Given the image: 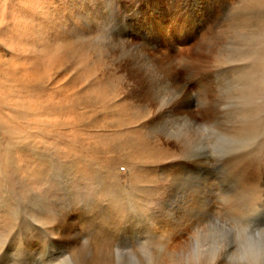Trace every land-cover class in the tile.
Wrapping results in <instances>:
<instances>
[{
	"label": "rangeland",
	"instance_id": "obj_1",
	"mask_svg": "<svg viewBox=\"0 0 264 264\" xmlns=\"http://www.w3.org/2000/svg\"><path fill=\"white\" fill-rule=\"evenodd\" d=\"M0 14V264H42L24 256L37 241L55 244L45 260L71 259L83 245L94 254L87 222L95 211L111 224L97 264H114L117 247L171 243L179 233L167 234L159 218H177L198 193L205 200L192 219L228 214L222 198L238 188L237 169L264 189V4L0 0ZM137 64L178 77L176 86H157L159 107L187 105L155 133L147 122L159 111L131 95ZM193 81L196 100L185 95ZM186 112L217 123L235 143L215 161L188 147L182 153L162 135L184 139ZM244 126L252 135L236 132ZM242 156L248 165L236 163ZM116 214L132 227L118 230ZM244 217L264 225V206Z\"/></svg>",
	"mask_w": 264,
	"mask_h": 264
},
{
	"label": "clouds",
	"instance_id": "obj_2",
	"mask_svg": "<svg viewBox=\"0 0 264 264\" xmlns=\"http://www.w3.org/2000/svg\"><path fill=\"white\" fill-rule=\"evenodd\" d=\"M194 85V81L187 85L185 95L196 100L195 93L200 87ZM185 115L187 119L181 127L188 148L206 153L215 161L235 143L217 123L193 121L189 113ZM181 243L182 246L173 245L167 252L166 264H264V225L242 215L217 210L192 225ZM166 247L149 240L126 249L117 247L114 264H161V253H165ZM53 264L73 262L65 255Z\"/></svg>",
	"mask_w": 264,
	"mask_h": 264
},
{
	"label": "bare ground",
	"instance_id": "obj_3",
	"mask_svg": "<svg viewBox=\"0 0 264 264\" xmlns=\"http://www.w3.org/2000/svg\"><path fill=\"white\" fill-rule=\"evenodd\" d=\"M253 4H258V5H263L264 4V0H250ZM6 4V3H5ZM5 6V5H4ZM4 9V8H2ZM1 15V14H0ZM3 15V14H2ZM0 20H1V17H0ZM55 61V60H54ZM131 61V60H130ZM135 62H138L135 60ZM131 63V62H130ZM139 68V64L135 65V69L136 70V73L134 75H137V79H138V86L136 87V91H133V93L131 94L134 98L137 97L138 95H140V98L141 101L143 102H152L153 104V108L158 110L159 112L152 116V119L149 120L148 125H151V131H153V133H155V128L157 127V125L159 123H162L165 119L167 120V117L168 116H172L173 113L175 112H180L182 109L186 108L187 105L184 104V102L182 104H178L177 106H167L165 105V107L161 106L159 107L157 105V101L160 97H158V90H157V86L158 85H164V84H167L168 82L169 83H172V85L174 84V86H176L175 84H180L179 83V80H178V77L175 76V75H171V76H165V75H160V74H157L156 72H154L153 75H148L146 73H143L142 71L139 72L138 70ZM142 69V68H140ZM135 86V85H134ZM172 87V86H170ZM159 88V87H158ZM167 90V89H166ZM167 92V91H166ZM162 95V94H161ZM173 98V97H172ZM127 106V105H126ZM129 107V106H128ZM137 108V107H136ZM164 108H166V110H164ZM145 109V108H144ZM134 110V109H133ZM137 111V110H136ZM205 111V110H204ZM128 112V111H127ZM133 112V111H131ZM138 112V111H137ZM145 112V111H144ZM147 112V111H146ZM145 112V113H146ZM188 112V111H187ZM186 112V113H187ZM250 112V111H249ZM128 115V114H127ZM126 116V115H125ZM144 118V117H143ZM180 117H178L179 119ZM129 119V117H128ZM135 119V118H133ZM200 120H204L205 121V118L204 116H202V119L201 118H198L196 119L195 121H199ZM131 120V119H130ZM129 122V121H128ZM131 122V121H130ZM134 122V121H133ZM178 122V121H177ZM248 122V121H247ZM120 123V122H119ZM181 123V122H180ZM131 124V123H130ZM135 124V123H133ZM131 124V125H133ZM128 125V124H127ZM248 125V124H247ZM252 125V124H250ZM122 127V126H121ZM180 128V127H179ZM248 128H252V127H247V126H244L243 128L242 127H239L238 130L236 131L239 135H247V136H250L251 133L248 132ZM157 129V128H156ZM173 129V128H172ZM182 129V128H181ZM237 129V128H236ZM230 130V129H229ZM134 131V130H133ZM175 131V130H173ZM175 132H178V131H175ZM232 132V131H231ZM127 133V132H125ZM132 133V132H131ZM135 133V132H134ZM139 133V131H138ZM259 133V132H258ZM174 134V133H173ZM256 134V131L254 132L253 130V135ZM119 135V134H118ZM131 135V134H130ZM180 135V134H179ZM252 135V134H251ZM117 136V134H116ZM178 136V135H177ZM182 136V135H181ZM115 137V136H114ZM121 137V136H120ZM162 137L164 139H168L170 141H177V146L179 147L180 151L182 153L185 152L187 146H186V143L185 141H183L184 139H180V138H173L172 137V133L171 131H167L165 132ZM161 138V137H160ZM183 138V136H182ZM105 139V138H104ZM121 140V139H120ZM167 141V140H166ZM114 143V142H113ZM125 143V142H124ZM173 143V142H172ZM179 144V145H178ZM128 145V144H126ZM156 145V144H155ZM156 148V147H155ZM248 150V149H247ZM153 152V151H152ZM188 152V151H186ZM191 153V152H190ZM127 154V153H125ZM170 156L171 153H166ZM180 154V153H179ZM244 154V153H243ZM250 154V153H249ZM155 156V155H153ZM187 156V155H186ZM228 158V157H227ZM234 158V157H233ZM156 159L158 160L159 159V156L156 157ZM235 159V158H234ZM233 161H236L234 160ZM250 161V158L248 156H242L238 159V161H236V163L239 165H248ZM205 162V161H204ZM108 163V162H107ZM188 163V162H187ZM231 163V162H230ZM232 164V163H231ZM2 165V163L0 164ZM5 165V164H4ZM189 164H187L188 166ZM251 165V164H250ZM185 167V166H184ZM241 167V166H240ZM188 168V167H187ZM244 168V167H243ZM243 168L241 170H238L237 169V172H236V177H238V180L240 182L239 186L237 189H235V193H232V194H228L226 196H224L222 199H223V208L225 209V211L229 214H238V215H242L244 216L246 213L250 212L254 206L256 205H259L261 207L264 206V189L260 188L259 186L256 185L255 181H253V179L251 177H246L245 173L243 172ZM105 169V168H104ZM190 169V168H189ZM133 170V169H131ZM132 172V171H131ZM133 173V172H132ZM136 173V171H135ZM230 173V172H228ZM146 175V174H145ZM136 176V175H135ZM149 176V175H148ZM134 177V176H133ZM147 177V175H146ZM146 177H142V178H146ZM134 178H137V177H134ZM132 178L131 180L134 181ZM139 178V177H138ZM232 178V177H230ZM235 178V176H234ZM233 178V179H234ZM148 179V178H147ZM150 179V178H149ZM175 180V179H174ZM210 180V179H207V181ZM255 180V179H254ZM116 181V180H115ZM148 181V180H147ZM150 181V180H149ZM148 181V182H149ZM206 181V180H205ZM204 181V182H205ZM145 182V180L143 181ZM141 182V183H143ZM151 182V181H150ZM176 182V181H175ZM117 183V185L119 184L117 181L115 182ZM138 184L139 181H137ZM137 183H134V186L136 185L137 187L140 186L138 185ZM206 183V182H205ZM236 183V182H234ZM145 184V183H144ZM207 184V183H206ZM209 184V183H208ZM110 185V184H109ZM143 185V184H142ZM148 185V184H147ZM194 185V184H193ZM197 185V184H196ZM202 185V184H201ZM232 185V184H231ZM132 186V184H131ZM173 186V185H171ZM204 186V185H203ZM120 187V186H119ZM143 186H141L140 188H142ZM147 187V186H145ZM236 187V186H235ZM136 188V187H135ZM204 188V187H203ZM208 188V187H206ZM210 188V187H209ZM214 188V187H213ZM212 188V189H213ZM117 189V188H116ZM114 189V190H116ZM120 189V191H122L121 188H118V190ZM134 189V188H133ZM151 190V189H150ZM193 190V189H192ZM191 190V191H192ZM142 192V191H141ZM147 192V191H146ZM212 192V191H211ZM214 192V191H213ZM123 193H124V190H123ZM125 194V193H124ZM123 194V195H124ZM129 194V192H128ZM135 194V193H134ZM139 194V193H137ZM154 194V193H153ZM171 194V193H170ZM118 195V194H117ZM136 195V194H135ZM149 195H152V194H149ZM148 195V196H149ZM189 195V194H188ZM127 196V194L125 195ZM191 196V195H190ZM129 197V196H128ZM127 197V198H128ZM131 197V195H130ZM203 197H202V194L201 193H198L196 196H194L193 198H191V200H189L188 202H185V205L182 210V212L177 215V218H173V216L170 218L167 217V216H164L162 218H159L158 220V223H161V224H164L166 226H168L165 231L168 232L167 234H178L179 233V236H177L175 239H171L169 238V242L171 241V243H168L166 249H165V253H161V264H166V259H167V252L171 249V247L173 245H176L177 247H180L182 246V240L184 238V236L186 235V233H184V230L185 231H188L190 230V228L192 227V225H194L195 223H197L198 221H201L202 219L200 218H196V219H192V217L190 215L193 216L192 214V211H198V207L201 206L203 204V201H202ZM205 200V199H203ZM181 202V201H180ZM115 203V202H114ZM125 203V202H124ZM184 203V202H183ZM181 204V203H179ZM206 205H208V203H206ZM181 206V205H180ZM196 206V207H195ZM212 207V205L210 206ZM214 207V206H213ZM216 208V207H215ZM218 208V207H217ZM116 209V208H115ZM114 209V210H115ZM209 210V209H208ZM105 213H106V209L104 210ZM134 211V210H133ZM211 211H213L211 209ZM210 211V212H211ZM94 213L93 216H91V218L89 219V221L87 222L89 227H92L94 228V232H96L94 234V237L96 239V243H95V249H94V254H90L88 253V251L90 250L86 245H83L81 246L79 249L77 250H73L74 251V257L71 258L73 264H97V262L99 261L100 259V247L99 245L102 243V240L103 238L105 237L103 231H105L106 229V226L109 224V221L108 219L105 217V216H102V218H99V217H95L97 216L96 215V211L95 212H92ZM169 213V212H168ZM214 213V212H213ZM86 214V213H85ZM114 214V213H113ZM177 214V213H176ZM210 214V213H209ZM195 215V214H194ZM113 216V215H112ZM110 217V216H108ZM116 217H120V221L118 224H115V227L118 229V230H125L128 228V223L130 224V228L132 227V221H127V222H122V220L125 218L123 215H117L116 214ZM115 218V216H114ZM128 218V216H126V219ZM130 218V217H129ZM136 219V218H135ZM153 220V219H152ZM134 221V220H133ZM65 225H67V223L64 222ZM155 225V224H154ZM16 228V227H15ZM134 228V226H133ZM183 228V229H182ZM135 231V230H134ZM106 232V231H105ZM113 232V231H112ZM107 233V232H106ZM130 233V232H129ZM137 233V232H136ZM171 237V236H170ZM153 238V237H152ZM174 238V237H173ZM154 239V238H153ZM108 240V239H107ZM154 243H157L154 241ZM93 244V243H92ZM171 244V245H170ZM34 246V248H32ZM55 247V244H53V242H51V240L48 241V243L46 244H42V241L39 242L37 241L35 244H28L27 245V249H28V252L26 254H24V256L28 257V258H31V259H37L39 256H40V259L42 258L43 261H42V264H53V258H51L50 256V259H47L45 260V257L47 256L46 253H51V249ZM49 250V252H47ZM53 251V249H52ZM59 252H62L59 250ZM65 252V251H64ZM72 252V251H71ZM92 252V253H93ZM24 253V252H23ZM58 253V251H57ZM73 253V252H72ZM71 254V253H70ZM21 255V254H20ZM71 256V255H70ZM35 257V258H33Z\"/></svg>",
	"mask_w": 264,
	"mask_h": 264
}]
</instances>
